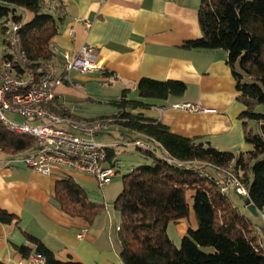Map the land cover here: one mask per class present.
<instances>
[{
	"label": "trees",
	"instance_id": "trees-1",
	"mask_svg": "<svg viewBox=\"0 0 264 264\" xmlns=\"http://www.w3.org/2000/svg\"><path fill=\"white\" fill-rule=\"evenodd\" d=\"M61 4L59 0H0L1 57L10 59L16 73L36 70L40 62L52 60L51 38L63 19L55 9ZM27 12L31 13L29 19ZM197 18L201 35L185 39L183 45L227 51L238 98L245 105L239 117L251 148L219 149L198 137L175 133L157 118L132 112L144 102L127 98L126 89L112 100L117 111L76 117H110L111 128L116 125L132 132L121 131L127 141L141 138L147 143L134 144L143 161L122 174V185L113 201L121 216L116 233L121 264H264L254 214L244 203L245 199L251 202L258 211L256 215L264 218V0H200ZM12 23L20 24L16 34L22 63L11 57L6 39ZM137 89L141 96L164 97L183 92L185 83L141 77ZM47 105L51 106L50 101ZM34 146L32 135L12 131L0 122L1 150L19 155ZM106 151L109 158L108 147ZM230 175L245 186L246 194L236 191ZM231 190L241 196L240 203L233 201ZM54 195L65 212L89 221L103 208L102 203L90 200L86 190L70 176L56 180ZM190 208L196 224L187 227L176 245L167 227L185 220ZM12 220L17 222L12 213L0 208V222ZM22 233L26 240L14 247L24 259L40 254L45 264H82L57 258L39 237L25 230ZM0 264L7 263L0 259Z\"/></svg>",
	"mask_w": 264,
	"mask_h": 264
},
{
	"label": "crops",
	"instance_id": "crops-1",
	"mask_svg": "<svg viewBox=\"0 0 264 264\" xmlns=\"http://www.w3.org/2000/svg\"><path fill=\"white\" fill-rule=\"evenodd\" d=\"M59 1L62 4L55 13H62L63 19L58 33L51 38L52 61L59 64L62 49L74 55L81 44L89 43L103 67L83 73L70 70L69 79L56 86L49 100L54 111L59 109L75 118L110 114L118 109L112 100L126 89L127 98L144 102L132 112L157 118L175 133L198 137L219 149L251 148L239 117L245 105L238 98L227 51L183 45L185 39L201 35L197 18L200 0ZM30 16L27 12L26 19ZM85 19L91 22L87 29ZM70 27L73 32H69ZM141 77L180 80L185 89L164 97L141 96L137 89ZM185 101H200L206 110L186 111L173 106ZM121 131L132 133L114 125L105 133H114L117 139L98 138L111 153L103 164L118 170L116 145L131 143ZM17 155L0 149V208L17 219L0 222V259L7 264L24 259L14 244L26 240L22 233L25 230L39 237L59 259L121 264L116 234L121 216L113 204L121 179L114 180L115 174L99 187L92 175L66 167L42 174L15 159ZM67 176L86 190L90 200L103 204L92 220L68 214L55 199L56 180ZM191 223V219H185L173 226L182 236L189 225L193 226Z\"/></svg>",
	"mask_w": 264,
	"mask_h": 264
},
{
	"label": "built area",
	"instance_id": "built-area-1",
	"mask_svg": "<svg viewBox=\"0 0 264 264\" xmlns=\"http://www.w3.org/2000/svg\"><path fill=\"white\" fill-rule=\"evenodd\" d=\"M84 27L91 22L83 20ZM19 23H12L6 33L10 43L11 57L22 63V56L17 43L16 30ZM69 32H73L70 27ZM103 67L102 60L94 53V46L81 44L74 55L67 49L60 51V61L56 65L52 60L40 62L36 70L27 69L21 74L15 72L10 59H2L0 67V122L12 131L32 135L35 146L31 151L17 155L31 169L49 174L58 167L92 175L99 187L107 184L116 174L113 165H104L107 159V145L97 136L111 128L110 117L81 120L67 114L56 112L47 105L55 95V88L69 79L70 70L89 72ZM173 106L186 111H205L200 101L173 103ZM6 112L22 117L16 121ZM133 144L147 146L144 140L131 141ZM229 175V174H228ZM235 189L246 194L244 185L231 177ZM227 184L222 186L226 189ZM18 264H45L44 256L32 254Z\"/></svg>",
	"mask_w": 264,
	"mask_h": 264
},
{
	"label": "rangeland",
	"instance_id": "rangeland-1",
	"mask_svg": "<svg viewBox=\"0 0 264 264\" xmlns=\"http://www.w3.org/2000/svg\"><path fill=\"white\" fill-rule=\"evenodd\" d=\"M2 52H3V46H2V41H1V36H0V67L2 65ZM6 114L11 117L12 119L16 120V121H22V117L17 116V115H13L10 112H6ZM252 123V122H251ZM113 135H115L114 133H112ZM112 134L108 133H104V134H100L97 136V138H104V137H112V138H116L113 137ZM117 139V138H116ZM116 154H117V158H118V162L120 163V168L117 171L116 175L114 176V180L115 179H121L122 174L126 171H128V169H130L132 167L133 164H137L141 161H143V157L142 155L139 153V150L135 147V145L132 143H118L116 145ZM121 185H122V181H121ZM231 196L233 198V201L235 203H240V199L241 196L238 195L234 190H231ZM243 209V208H242ZM190 215V216H189ZM186 219H191L193 226H195V217H194V213L192 211V209L190 208L189 210V214L187 216ZM252 219L255 223V231L257 233V236L259 237V240L263 246L264 249V218L258 214V215H254L252 216ZM174 223H170L167 227V232L169 237L172 239V241L176 244L179 245L180 243V239L181 236H179L177 229L175 228V226H173Z\"/></svg>",
	"mask_w": 264,
	"mask_h": 264
},
{
	"label": "water",
	"instance_id": "water-1",
	"mask_svg": "<svg viewBox=\"0 0 264 264\" xmlns=\"http://www.w3.org/2000/svg\"><path fill=\"white\" fill-rule=\"evenodd\" d=\"M246 208L252 212L254 215L258 213L257 209L254 207V205L251 202H248L246 199L244 200Z\"/></svg>",
	"mask_w": 264,
	"mask_h": 264
}]
</instances>
